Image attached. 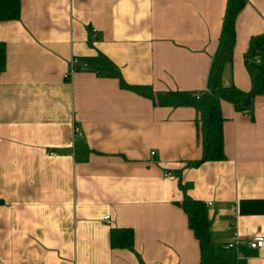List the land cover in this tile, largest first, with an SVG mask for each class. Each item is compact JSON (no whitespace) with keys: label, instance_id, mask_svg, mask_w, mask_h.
<instances>
[{"label":"crops","instance_id":"obj_1","mask_svg":"<svg viewBox=\"0 0 264 264\" xmlns=\"http://www.w3.org/2000/svg\"><path fill=\"white\" fill-rule=\"evenodd\" d=\"M226 2L19 0L17 19L0 21V264H198L178 180L206 207L215 252L264 264V95L221 100L224 158L184 167L201 155L196 109L106 73L176 101L217 81L248 91L243 55L264 35V0H244L216 76ZM111 228L131 229V249L110 246Z\"/></svg>","mask_w":264,"mask_h":264},{"label":"trees","instance_id":"obj_2","mask_svg":"<svg viewBox=\"0 0 264 264\" xmlns=\"http://www.w3.org/2000/svg\"><path fill=\"white\" fill-rule=\"evenodd\" d=\"M244 0H227L221 23L220 33L216 49L212 56L211 72L218 76L225 63H229L232 57L235 30V18L242 8ZM19 14V0H0V21L17 19ZM244 66L250 80L248 91H242L233 85L222 86L218 81L209 90L193 95L183 101L170 98L165 92H153L149 86L129 85L120 77L117 70L108 67L109 76L118 79V84L123 89L134 91L142 96L150 98L153 103L164 105H187L196 109L198 113L197 123L201 143V155L196 160L186 161L184 167H195L207 160H221L224 158L222 150V121L220 113V101L224 100L232 104L239 101L249 107L253 97L264 95V35L251 36L247 49L243 55ZM4 66L3 45L0 44V72ZM178 187L183 196L178 205L187 217L189 229L199 244L198 264H214L223 260L226 264H246L235 259L227 253H217L213 248V234L210 229V219L206 207L201 201L194 200L185 194L188 184ZM109 244L112 248L132 247V231L129 228H111L109 231Z\"/></svg>","mask_w":264,"mask_h":264},{"label":"built area","instance_id":"obj_3","mask_svg":"<svg viewBox=\"0 0 264 264\" xmlns=\"http://www.w3.org/2000/svg\"><path fill=\"white\" fill-rule=\"evenodd\" d=\"M73 63L74 60H71L69 64V68L67 69V74H69L70 72L76 69L75 66H73ZM83 67H85V65L82 66V68ZM150 154L153 155V152H150ZM164 175L169 176V172H165ZM102 220L104 222H108V216L107 215L103 216ZM262 243H263V238L261 236H255L247 242V245L250 248H259L262 245ZM237 244H238V239L235 236L231 235L222 248L223 250H232L233 248L236 247Z\"/></svg>","mask_w":264,"mask_h":264}]
</instances>
